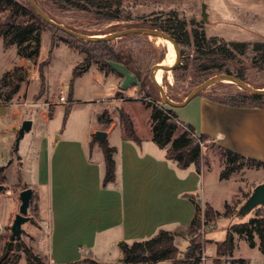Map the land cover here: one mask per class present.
<instances>
[{"label":"crops","instance_id":"0c3cea01","mask_svg":"<svg viewBox=\"0 0 264 264\" xmlns=\"http://www.w3.org/2000/svg\"><path fill=\"white\" fill-rule=\"evenodd\" d=\"M44 32H49L53 39L52 31ZM61 42L76 48L62 40H57L55 46ZM12 49L18 59L8 62L6 52ZM76 49L81 58L67 77L68 101L64 103L57 96L58 89L46 87L43 82L45 68L42 75L38 57L36 61L21 57L17 45L7 47L0 37V81L5 73L13 72L17 67L26 70V76H21L23 80L13 98L9 101L0 99V165L5 166L6 179L8 171L18 173L16 177L19 176L22 189L29 187L33 190L29 214L36 222L37 248L47 251L48 256L58 263L86 258L115 262L124 259L122 243L149 239L160 230L175 232L187 229L194 219L204 216L206 204L221 213L208 227L209 231L213 230L212 237L206 236L209 241L224 240L232 225L249 222L257 216L258 210L242 219L235 214L227 217L224 213L226 204L236 212L253 188L264 181V107L227 103L223 96L237 93H219L208 87L192 98L199 109L201 126L188 116L172 111L180 124L189 125L186 121L194 123L197 133L200 127L208 137L206 141L262 162V166L241 169L255 179L237 181L234 173L240 170L229 178H221L224 159V166L213 167L215 175L206 180V171H211L212 166L205 162L204 157L200 171L193 164L181 169L174 160L167 158L166 149L159 147L153 137L144 142L138 134L139 142L127 139L121 129L115 128L116 122L113 121L105 131L106 143L114 148L115 179L105 183V150L101 143L94 141V134L108 122L100 121L99 115L110 109L113 100H137L140 86L138 81L126 84L128 73L130 79L136 76L126 65L114 61L104 66L93 62L73 79L74 68L85 58V53ZM93 69L92 79L103 96H93L96 97L93 100L96 118L81 131L69 130L76 107L74 103L79 101V86L88 82L87 76ZM37 72L40 84H35L33 79ZM60 86L65 87L63 83ZM120 94L126 98H119ZM106 95L109 102L100 105L106 102ZM48 101L52 102L51 106ZM68 105L70 110L67 113ZM62 111L63 126L57 128L55 120ZM112 116L116 118L115 112ZM26 119L32 120L31 136L21 155L15 145L19 129ZM221 220V230L218 231L217 224ZM234 242L233 255L222 264H251V258L239 253L240 244L244 243L256 252L255 264H264L261 239L257 234L254 246H250L243 234L234 233ZM98 250L104 253L99 254ZM211 250L215 254L213 246ZM209 261L212 262L213 258Z\"/></svg>","mask_w":264,"mask_h":264},{"label":"rangeland","instance_id":"374dc122","mask_svg":"<svg viewBox=\"0 0 264 264\" xmlns=\"http://www.w3.org/2000/svg\"><path fill=\"white\" fill-rule=\"evenodd\" d=\"M22 3H26L27 0H18ZM38 4L43 8L46 13L55 21L59 22L65 27L76 30L80 33L89 35H103L115 33L127 28L132 27H148L149 25H161L159 29H165L168 25H172V31H176L177 34L181 33L184 35L185 32L189 33L190 38H193V31L195 29L204 31L207 36H218L226 41H238V42H264V0H91L88 2L89 6H93L92 10H67L63 8L59 3L53 0H36ZM207 4V20L202 22V5ZM96 4L101 7H107L103 9H111L119 12L122 15L130 14L131 20H113L108 21L103 19L97 14ZM8 10H0V19L7 17ZM27 21V18L18 17L17 22L23 23ZM182 22H184L185 28L182 29ZM47 30L54 31L56 41L60 37H68L67 34L56 31L52 27H48ZM151 37V38H150ZM111 44L119 49L124 50L126 54L134 61L136 67L142 74V76L149 81L151 87L148 89L153 91L157 97H161L152 85L150 80V73L152 67L157 63L164 64V66H170L175 63L169 62L171 54L169 52L163 37L148 35L144 33H130L120 37H117L110 41ZM156 43V44H155ZM87 48L97 49L86 46ZM14 49V48H13ZM7 50L6 58L8 62H13L18 59L15 50ZM168 51V52H167ZM105 52V51H104ZM177 54L179 53L180 61L173 70H164L163 79L159 83L165 90L166 94L176 102H183L189 93L198 85L202 84L207 79L222 74L224 71L217 70L215 68L207 69L205 64L208 61L204 58H197L195 54L193 42L190 45L180 46L179 51L176 49ZM103 53V52H102ZM237 56V59L232 60L228 63L229 70L231 72H239L244 75L245 81L254 88L264 87V60L262 55L258 52H253L251 49H247L245 53ZM168 55V56H167ZM3 56V55H2ZM81 58L79 50L76 48H70L67 44L61 42L58 46L52 48V37L49 32H43L41 36L40 52L38 56L39 63L46 60L49 64L45 66V81L46 87L59 89L61 83L65 85V89L68 91V80L67 77L71 75L74 64ZM176 58V57H175ZM174 58V59H175ZM164 60V61H163ZM104 61L101 59L100 64ZM255 62L257 64H255ZM40 65V64H39ZM17 73L19 77L23 75L25 78V68L17 67ZM15 69V70H16ZM158 70H155V77L157 79ZM95 70H91L87 76V83L82 84L78 93V99L74 105L72 122L68 126L69 130L76 132L83 130L88 124L94 123L96 118L94 113L95 104L93 100L94 94L103 97L101 95L98 84L92 79V73ZM34 82L40 84V74L37 72ZM137 82V78L130 79L129 73L127 76L126 84ZM87 85V87H86ZM213 91L219 93H237L243 95H249V92L244 89L238 83H232L228 81L218 82L210 86ZM50 93L53 95V91ZM154 95V97H155ZM57 96L59 97L58 90ZM108 95L104 96L106 102L99 103L104 105L108 103ZM137 100H128L124 94L118 95L119 98L125 97V100L112 101L107 115L104 116V123L101 130L109 128L111 123L116 122V129H121L125 135V130L122 121L120 120V109L125 108L130 113L135 124L137 134L144 142L148 138L153 137L151 109L146 105L150 101L149 98L144 99V96L137 93ZM117 96H115L116 98ZM162 99V98H161ZM194 99V98H193ZM191 100L188 103L180 107H173L164 102H160L165 108L172 110L173 112L180 115V113L188 116L194 120L196 124L201 126V122L198 119L199 109L196 107V100ZM60 100V99H59ZM50 106L52 102L48 101ZM67 103V102H66ZM113 112L116 114V118L112 116ZM108 120V121H107ZM64 121L63 111L58 114L55 124L58 128H62ZM191 127L194 128L195 132L197 126L186 121ZM180 128L183 127L179 125ZM179 128V130H180ZM198 136L205 135L198 129ZM178 133L176 132L175 136ZM31 136V132H26L24 137L20 140L18 147V154H23L26 150V144L28 143ZM202 161L203 157L205 162L211 164V171L207 170L205 179L210 180L218 169L220 164L224 166L222 160L226 158L224 150L212 141H202ZM223 164V165H222ZM226 166V164H225ZM251 166L245 164L244 167ZM255 169V167H252ZM17 174L7 172V179L4 181L5 190L0 193V264H10L19 255L20 259L18 264H48L50 257L47 251L37 248L38 246V234L36 230V222L30 218L28 222L23 225V231L20 240L11 241V225L15 218L16 213L19 212V193L23 188V184ZM32 172V176H33ZM216 176H214L215 178ZM234 177L237 181H247V179H255L250 174H245L241 170L234 173ZM32 212L34 209L32 208ZM263 213L264 206L255 209L252 212ZM205 213V210H204ZM29 214V212H28ZM251 214L246 216L250 217ZM30 216V214H29ZM246 216H240L242 219ZM201 220V227L197 229L193 234L189 233V230L185 229L181 231V236L177 237L176 245L180 251H185L189 245V240L195 239L196 243L202 245L201 253L198 252L197 257L202 254L206 249H210L211 246L215 248V256L213 261H207V264H222L223 261H227L229 256H218L217 245L214 241H209L206 236L212 237L213 230L209 231V225L203 224L204 216L197 217ZM221 220L217 224V230H221ZM31 226V227H30ZM215 232V231H214ZM27 248L28 252L26 251ZM99 254H103L104 251L98 250ZM30 253V254H29ZM239 253L244 257L251 258V264H255L253 261L256 252L249 248L244 243L240 244ZM195 258L197 261L198 258ZM179 259L177 260H160L155 264H180Z\"/></svg>","mask_w":264,"mask_h":264},{"label":"trees","instance_id":"16d2710c","mask_svg":"<svg viewBox=\"0 0 264 264\" xmlns=\"http://www.w3.org/2000/svg\"><path fill=\"white\" fill-rule=\"evenodd\" d=\"M59 3L63 8L67 10L79 9V10H92L93 6H89L88 2L91 0H53ZM38 3V2H37ZM40 6V5H39ZM41 7V6H40ZM97 14L105 20H131L132 16L122 15L119 10L111 11V9H103L107 7H101L96 4ZM7 9V17L0 19V37H3L5 46L17 45L18 53L21 57L36 61L40 52L41 36L42 33L47 30L48 27H52L56 31L67 34L68 37H60L69 45L79 48L85 53L84 60L77 65L73 70V79L80 76L85 72L93 62H100L102 59L103 66L108 65L109 61L122 63L128 67L129 70L136 76L139 91L144 96V99L149 98L147 107L151 109V119L153 128V141L161 148L166 149L167 158L174 160L178 167L186 169L192 164L196 166L197 170H201L202 164V141L208 139L207 136H198L191 125H182L178 122L177 116L172 110L167 109L160 105L163 102V97L159 88L156 86L150 76L152 85L161 97H157L153 91L148 88L151 87L149 81H147L134 61L130 58L124 50L115 48L110 41H97L89 42L79 39L61 29H58L54 25L46 21L29 3H22L18 0H0V10ZM43 9V8H42ZM46 12V11H45ZM18 17L27 18V21L18 23ZM50 17V16H49ZM182 29L185 28L184 22ZM146 27V26H144ZM149 28H161V25H149ZM172 25H168L165 29H161L171 34L177 43L182 45L194 44L195 54L197 58H204L208 61L205 64L207 69L215 68L220 71H224L226 74L235 75L245 81L244 75L239 72H231L228 67V63L237 59V56L246 52L247 49H251L253 52H258L262 55L264 60V42H238V41H226L218 36H207L204 31L195 29L193 31V38L191 39L188 32L184 35L176 31H172ZM54 36V31H53ZM56 39H52V48L56 44ZM90 46L97 49L87 48ZM105 51V52H104ZM103 52V53H102ZM177 57V52L174 58ZM172 59L174 62L175 59ZM49 63L48 60L40 63L39 69L43 75L44 67ZM102 64V63H101ZM255 64H257L255 62ZM264 66V65H263ZM18 69L13 72H7L4 74L0 81V99L11 100L13 96L19 91L20 82L23 80L17 73ZM44 78V75H43ZM158 81V76H157ZM202 93V91L200 92ZM199 93V94H200ZM155 95V97H154ZM162 98V99H161ZM223 101L241 106H260L264 107V94H226L223 96ZM67 113L70 110V105L67 106ZM120 120L123 123L125 130V137L139 142L140 139L136 133L133 120L130 114L125 108L120 110ZM107 115V111H104L99 115V120L104 121V116ZM108 121V120H107ZM179 125L183 127L180 128ZM180 128V130H179ZM176 132L178 133L176 136ZM105 150L106 159V174L105 183L113 181L115 179V160L113 158L114 148L109 147L107 143L102 144ZM226 158L225 168L221 172V178L226 179L238 170H241L245 164L251 166H262L263 163L254 159L246 158L236 152L228 149H223ZM5 166L0 165V183H4ZM249 196V195H248ZM32 204V200L30 205ZM204 223L205 225L212 224L217 218L221 216V213L215 210L211 205H205ZM235 214V209L231 208L229 204H226V211L224 216L232 217ZM201 220L194 219L190 226L187 228L189 233L193 234L197 229L201 227ZM170 232L166 230H160L153 237L135 241L132 244L122 243L121 249L126 261H151L157 262L160 260H177L180 264H196L198 252L201 253L202 245L196 243L195 239L189 240V245L185 251H180L175 241L177 237L181 236V231ZM234 233L243 234L247 237L250 246H254V237L257 234L261 239V250L264 252V214L257 213L255 218L249 220L246 223L232 225L226 234V237L222 241H216L218 256H232L235 248ZM187 238V237H183ZM28 252L27 248L25 247ZM30 254V253H29ZM198 258V257H197ZM20 256L18 255L10 264H18Z\"/></svg>","mask_w":264,"mask_h":264},{"label":"water","instance_id":"95a60500","mask_svg":"<svg viewBox=\"0 0 264 264\" xmlns=\"http://www.w3.org/2000/svg\"><path fill=\"white\" fill-rule=\"evenodd\" d=\"M29 3L34 7V9L50 24L54 25L58 29H61L79 39L89 41V42H97V41H111L117 37L130 34V33H144L148 35H154V36H161L163 38L169 39L172 41L176 47V49L179 51L180 45L177 43L175 38L167 33L166 31H163L161 29L157 28H149V27H132V28H127L115 33L111 34H103V35H89V34H84L80 33L76 30H73L71 28L65 27L59 22L55 21L49 15L45 12L44 9H42L39 4L37 3L36 0H28ZM206 7L207 4L203 3L202 5V22L207 20V12H206ZM180 61V56L179 53L177 54L175 63L170 66H164L161 65V63H157L154 67L151 69L150 76L156 86L159 88L160 93L162 97L164 98V102L169 104L170 106L173 107H180L183 106L185 103L190 101L192 98L197 96L201 91L207 89L208 87L222 81H228L232 83H238L241 85L244 89H246L248 92L252 94H258V95H263L264 94V87L263 88H254L250 86L246 81L240 79L239 77L235 75H230L226 73H222L216 76H213L206 81H204L202 84L196 86L187 96V98L183 102H176L173 101L165 92L164 88L159 84L155 77V70L156 68L162 66L163 70H173L177 64ZM32 128V120L26 119L23 121L19 132L18 136L16 139V145L15 148L17 149L19 147L20 140L24 137L26 132H29ZM107 139V131L105 130H98L94 134V141H98L101 144H105ZM5 190V184L0 183V193ZM33 197V190L32 188H24L20 191L19 193V199H20V205H19V212L16 213L15 218L13 220V223L11 225V241L15 240H20L22 231H23V225L30 220V216L28 214L29 208H30V203ZM264 206V181L257 184L253 190L251 191L250 195L245 199V201L238 207V209L235 212V215L237 217L240 216H246L250 214L252 211L255 209Z\"/></svg>","mask_w":264,"mask_h":264},{"label":"built area","instance_id":"2783aa9c","mask_svg":"<svg viewBox=\"0 0 264 264\" xmlns=\"http://www.w3.org/2000/svg\"><path fill=\"white\" fill-rule=\"evenodd\" d=\"M59 99L61 102L66 103L68 101V95L65 87H60L58 89ZM49 105V103H47ZM214 253L210 251V249H206L202 252L201 255L198 256V260L196 264H207V261L214 257ZM156 262H149V261H126V260H119L115 262H105L98 260L96 258H86L81 259L69 263H58L53 258L49 259L48 264H155Z\"/></svg>","mask_w":264,"mask_h":264},{"label":"bare ground","instance_id":"6f19581e","mask_svg":"<svg viewBox=\"0 0 264 264\" xmlns=\"http://www.w3.org/2000/svg\"><path fill=\"white\" fill-rule=\"evenodd\" d=\"M151 38V37H150ZM164 39V42L166 43V46L168 47V49H169V52H170V54H171V57L169 58V61L167 62V63H169V62H171L172 61V59L174 58V56H175V54H176V47H175V45H174V43L172 42V41H170L169 39H166V38H163ZM156 44V43H155ZM168 52V51H167ZM168 56V55H167ZM164 61V60H163ZM161 65H164V64H161ZM156 69H159L158 70V82L160 83L161 81H162V79H163V68H162V66H160V67H158V68H156Z\"/></svg>","mask_w":264,"mask_h":264}]
</instances>
